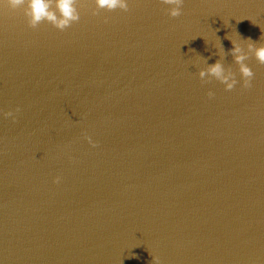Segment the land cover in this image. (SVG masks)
<instances>
[{"label": "water", "instance_id": "95a60500", "mask_svg": "<svg viewBox=\"0 0 264 264\" xmlns=\"http://www.w3.org/2000/svg\"><path fill=\"white\" fill-rule=\"evenodd\" d=\"M81 2L60 31L0 0V264H264V65L231 55L264 0Z\"/></svg>", "mask_w": 264, "mask_h": 264}, {"label": "clouds", "instance_id": "9594fccd", "mask_svg": "<svg viewBox=\"0 0 264 264\" xmlns=\"http://www.w3.org/2000/svg\"><path fill=\"white\" fill-rule=\"evenodd\" d=\"M94 2L96 10L92 12L93 16L99 15L101 10H106L108 12H113L117 9L124 12L129 11L128 0H94ZM160 2L170 6L168 15L171 18H179L183 14L182 7L184 0H160ZM4 4L13 11L23 8L28 26L32 29H38L41 24L49 23L56 29L65 31L74 24L79 23L81 19V0H4ZM261 32L264 33V29H261ZM239 36L244 43L232 41L233 47L231 55L234 59V63L239 66V73L243 80V88L250 89L255 74L246 61L254 56L260 65H264V44L258 46V42L253 41L251 37L243 38L240 34ZM261 38H264V35H262ZM244 44H246V48ZM219 54L221 60H218L214 65H209L205 70H201L199 72V77L201 81L205 83L211 82L214 78L226 86V91H232L239 81L236 78V73L233 72L231 67L226 68L223 63V58L226 54L222 43L219 48ZM208 97L210 99L213 98L214 93L210 91ZM17 111H19V109H17ZM5 115L6 117H12L13 113L8 112ZM86 139H88L93 147L98 146L92 142L90 136H86ZM54 182L59 184L61 178L57 177ZM129 258L138 259V256L133 255Z\"/></svg>", "mask_w": 264, "mask_h": 264}]
</instances>
